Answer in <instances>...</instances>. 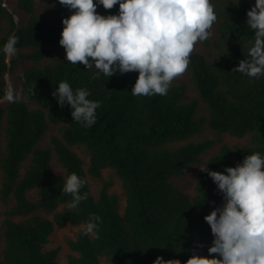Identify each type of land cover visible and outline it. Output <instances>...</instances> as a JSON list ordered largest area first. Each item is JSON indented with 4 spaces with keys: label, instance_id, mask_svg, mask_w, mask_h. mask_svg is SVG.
Wrapping results in <instances>:
<instances>
[{
    "label": "trees",
    "instance_id": "trees-1",
    "mask_svg": "<svg viewBox=\"0 0 264 264\" xmlns=\"http://www.w3.org/2000/svg\"><path fill=\"white\" fill-rule=\"evenodd\" d=\"M36 1L17 0L9 12L0 0V17L8 24L0 31V99L6 74L18 60L34 63L18 74L20 98L0 104V203L13 201L0 222V264H55L60 248L47 247L55 225L84 226L92 214L102 218L98 238L82 230L68 243L73 254L67 264H153L157 257L186 264L193 250L212 258L207 249L213 236L204 217L222 204V195L202 171L191 192L177 182L206 155L202 169L215 172L255 152L264 156V76L232 72L249 58L254 33L246 13L255 0L226 8L222 2L223 9H214V24L225 18L219 23L224 47L212 60L190 54L187 71L198 94L190 101L186 85L176 79L167 95L146 97L131 94L138 72L92 79V72L68 62L60 49L62 20L72 12L50 0L37 13ZM17 10L27 14L25 22L14 20ZM97 12L118 15L119 4L111 10L99 5ZM11 35L19 37L16 48L25 52L7 62L3 46ZM65 80L100 102L92 127L72 121L70 106L61 108L52 96ZM199 102L206 107L202 114ZM220 136L247 142L229 145ZM53 156L61 175L52 170ZM72 173L87 181L81 194L88 198L75 209L68 207L71 195L62 193ZM32 191L36 201L28 198ZM37 210L53 213V219L29 216Z\"/></svg>",
    "mask_w": 264,
    "mask_h": 264
},
{
    "label": "clouds",
    "instance_id": "clouds-1",
    "mask_svg": "<svg viewBox=\"0 0 264 264\" xmlns=\"http://www.w3.org/2000/svg\"><path fill=\"white\" fill-rule=\"evenodd\" d=\"M72 12L63 19L59 44L65 59L82 64L92 72V79L101 74L138 72L132 87L133 96L167 95L172 82L189 66V56L197 42L210 38L217 16L210 0H59ZM119 4V14L102 16L99 5L111 10ZM6 7V6H4ZM247 28L254 33L248 59L239 61L232 72L259 79L264 76V0L246 13ZM19 37L11 35L3 46L6 57L15 56ZM8 62V61H7ZM6 92V91H5ZM86 88L72 89L65 80L52 92L57 104L70 106L72 121L90 128L96 123L99 101L88 99ZM7 100L13 97L8 95ZM216 184L222 204L214 207L204 221L210 226L212 258L193 250L186 264H264V156L260 152L247 155L235 167L224 172L200 169ZM227 173V174H224ZM87 181L72 173L66 178L62 193L70 194L69 209L87 200L81 194ZM214 203V202H213ZM102 218L92 214L83 226L84 235H96ZM197 247H203L197 244ZM219 257V258H217ZM153 264H181L178 259L165 261L157 257Z\"/></svg>",
    "mask_w": 264,
    "mask_h": 264
},
{
    "label": "rangeland",
    "instance_id": "rangeland-1",
    "mask_svg": "<svg viewBox=\"0 0 264 264\" xmlns=\"http://www.w3.org/2000/svg\"><path fill=\"white\" fill-rule=\"evenodd\" d=\"M50 0H38L36 1V7L35 10L37 13H41L44 10V6L49 4ZM53 1V0H52ZM239 0L235 1L234 0H210V2L213 5L214 9H219L220 6H222V2L223 3V8H226L227 6H229L230 4L232 5H236V3ZM3 2V6L8 7V11H11L10 8V3L11 6L13 8L16 7V3L17 0H2ZM216 2H219L218 4H216ZM252 6L255 5L254 2L250 1ZM222 7H220V9H223ZM27 18V14L17 10V14L14 16V20L16 22L19 21H23L25 22ZM225 18H221L219 22L215 23L212 28L209 29V32L211 33V36L208 40L203 41V42H197L196 46L194 47V50L192 53H199L204 55L206 58H208L209 60H212L215 55L219 52V49H222L224 47L223 44H221L219 46V23L222 22V20H224ZM8 28V24L7 21L4 17H0V31L4 32L6 29ZM61 52L63 55H66L65 53V49L62 47L60 48ZM25 51H18L17 54L22 53ZM191 53V54H192ZM219 54V53H218ZM7 61H9V57L7 58ZM33 62L32 61H28V60H23V59H19L17 66L14 67V69L11 70L10 73L6 74L5 77V97L0 99V104H7L10 103L14 100H17L20 98V83L18 81V74L20 72H22L23 70H26L27 68H30L33 66ZM176 80L179 83H183L186 85V100L190 101L191 98L197 99L198 100V94L196 93L195 90H193V88L191 87L190 81H189V74L188 71L186 70V72L180 76L177 77ZM8 95H11L13 97V99L11 101L7 100L6 97ZM198 108H199V114H202L206 111V107L199 102L198 104ZM207 135V133H206ZM205 135V136H206ZM220 139H222L223 142L228 143L229 145H241V144H245L247 142V137L241 138V139H236L233 137H228V136H220ZM48 136H46L44 138V140L42 141V144L46 145L48 143ZM219 145V142L216 144ZM208 158V156H204L201 158V162L195 164L193 167H191L186 175L181 178L177 184L182 188L185 189L189 192H191L194 189V185L196 180L198 179V176L201 173V170L203 165L206 162V159ZM52 170L55 171L58 175H61L63 170L61 168V166L59 165V163L56 161L55 156H53L52 159ZM106 177H108V174H105ZM112 189V188H111ZM28 198L31 199V201H36L37 199V195H36V191H32L28 194ZM13 205V201H10L9 204L4 205L2 203H0V222L6 217V212H8L11 208V206ZM63 207H59L57 209V211L62 210ZM42 215L45 218L48 219H53V213L48 214L45 213L43 210H37L34 214L29 215V216H34V215ZM29 216H25V217H19L17 218V220L20 219H27V217ZM83 230V226H72L69 224H64L62 226H58L55 225L54 227V231L50 237V243L48 244V248H56L59 247L60 251L56 260L55 264H67V259L68 256L72 255L73 252L70 250V248L68 247V243L72 240H75L77 235ZM0 251H1V245H0Z\"/></svg>",
    "mask_w": 264,
    "mask_h": 264
}]
</instances>
